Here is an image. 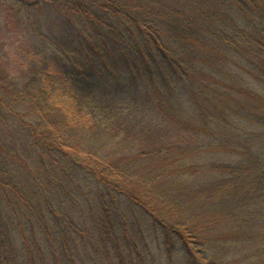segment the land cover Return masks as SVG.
<instances>
[{
    "label": "trees",
    "instance_id": "trees-1",
    "mask_svg": "<svg viewBox=\"0 0 264 264\" xmlns=\"http://www.w3.org/2000/svg\"><path fill=\"white\" fill-rule=\"evenodd\" d=\"M3 1L37 113L0 91V264H264V0Z\"/></svg>",
    "mask_w": 264,
    "mask_h": 264
},
{
    "label": "rangeland",
    "instance_id": "rangeland-1",
    "mask_svg": "<svg viewBox=\"0 0 264 264\" xmlns=\"http://www.w3.org/2000/svg\"><path fill=\"white\" fill-rule=\"evenodd\" d=\"M46 16V15H45ZM44 15L35 14V20L43 21ZM46 20V18H45ZM53 19H49V22ZM49 22L47 24L49 25ZM46 26V25H45ZM50 26V25H49ZM31 21L28 17L18 12L17 7L4 3L0 0V91L5 95L9 94L12 103L18 111L26 113L28 117L37 113L34 104L24 96L23 91L16 85H21L31 72L35 69L31 55L33 52V43L37 39L36 33L31 30ZM34 32V33H33ZM220 100L212 101V105L217 106ZM2 120V118H1ZM5 123V124H4ZM14 121L7 118L2 123V130L5 135H16ZM195 126L193 125V128ZM225 129V127H223ZM14 138L6 141L0 135V155L9 158L16 157V144ZM14 149V150H13ZM2 153V154H1ZM199 155L201 162L213 159L234 161L230 155Z\"/></svg>",
    "mask_w": 264,
    "mask_h": 264
}]
</instances>
